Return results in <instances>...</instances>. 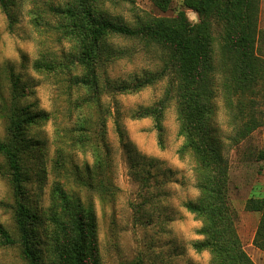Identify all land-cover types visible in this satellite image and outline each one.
Instances as JSON below:
<instances>
[{
	"label": "trees",
	"instance_id": "trees-1",
	"mask_svg": "<svg viewBox=\"0 0 264 264\" xmlns=\"http://www.w3.org/2000/svg\"><path fill=\"white\" fill-rule=\"evenodd\" d=\"M154 1L162 10L169 7L170 0ZM104 3L64 0L48 3L46 16L36 12L35 22L50 24L70 48L54 58L37 60L34 66L61 82L70 111H78L79 116L57 148L52 164L56 177L49 203L42 204L35 187L45 182L46 161L40 141L30 133L46 123L51 113L23 103L24 88H19L18 79L13 80L5 135L0 136V178L10 186L7 202L13 223L0 222V249L17 250L21 264H103L94 198L108 202L116 194L108 172L110 148L104 137L101 98L107 91L137 92L169 77L163 97L134 116L152 117L159 144L164 146L165 110L176 100L183 137L180 152L193 156L199 190L196 199L184 203L202 221L197 229L202 237L191 244L198 252L208 251L211 264H256L236 229L238 212L230 201L229 163L214 118L218 93L235 110L241 98L263 80L261 0H183L173 16H148L133 24L111 16ZM0 6L12 22L15 0H0ZM187 9L197 14V21L190 20ZM115 38L158 48L162 63L130 81L110 80L107 66L127 54L115 46ZM257 126L251 116L238 128L237 136L245 138ZM119 129L123 141L124 131ZM74 147L90 151L93 163L74 164ZM245 208L261 213L254 242L264 250V195L250 196Z\"/></svg>",
	"mask_w": 264,
	"mask_h": 264
},
{
	"label": "rangeland",
	"instance_id": "rangeland-1",
	"mask_svg": "<svg viewBox=\"0 0 264 264\" xmlns=\"http://www.w3.org/2000/svg\"><path fill=\"white\" fill-rule=\"evenodd\" d=\"M182 1L170 0L168 9L162 10L154 0H105L104 9L111 16L133 24L148 16H173L182 8ZM50 2L64 0H15L12 22L0 6V136L5 135L13 80L18 79L19 88H24L21 101L51 113L46 123L35 126L30 133L40 141L42 160L46 161L45 182L41 189L35 187L40 203L45 205L49 203L56 177L52 164L57 148L79 116L78 111H70L61 82L50 72L34 66L37 60L54 58L70 48L67 41H60L50 24L43 20L35 22L37 11L47 15L45 9ZM187 15L191 21L198 20L190 9ZM259 29V54L264 57V0L260 5ZM113 42L127 54L107 66L110 80L130 81L162 63L158 48H147L142 42L128 38H115ZM169 81L166 77L137 92L111 90L101 98L104 137L110 148L108 172L116 194L108 202L94 198L103 264H211V254L198 252L191 244L202 237L197 233L202 221L184 203L196 199L199 190L195 160L190 153L180 152L183 137L179 135L175 98L164 114V146L159 144L154 119L134 116L158 102ZM234 101L237 103L236 98ZM216 107L214 128L229 163L230 201L238 212L236 229L253 261L264 264V250L254 242L261 213L245 208L250 196L264 195V77L253 92L241 98L240 107L231 110L219 93ZM251 116L258 126L245 138H239L238 128ZM119 128L124 131L123 141ZM71 155L74 164L93 163L88 150L74 147ZM68 181L72 186L75 184L74 180ZM10 196L7 179L0 178V222L12 226ZM21 263L17 250L0 249V264Z\"/></svg>",
	"mask_w": 264,
	"mask_h": 264
}]
</instances>
